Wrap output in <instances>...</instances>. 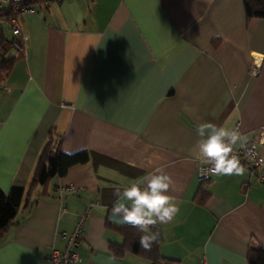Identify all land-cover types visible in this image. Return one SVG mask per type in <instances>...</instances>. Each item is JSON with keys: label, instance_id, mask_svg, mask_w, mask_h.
<instances>
[{"label": "crops", "instance_id": "0c3cea01", "mask_svg": "<svg viewBox=\"0 0 264 264\" xmlns=\"http://www.w3.org/2000/svg\"><path fill=\"white\" fill-rule=\"evenodd\" d=\"M19 15L22 48L0 82V190L28 191L49 132L61 151L87 153L23 199L0 240V264H47L60 233L84 217L78 264H152L116 254L109 220L114 190L164 168L179 212L159 224L167 264H247L264 248V184L211 177L195 201L203 162L197 126L264 129V20H245L241 0H36ZM8 24V23H7ZM9 26V25H8ZM5 38L12 42L11 28ZM239 146V145H237ZM264 155V148L262 150Z\"/></svg>", "mask_w": 264, "mask_h": 264}, {"label": "clouds", "instance_id": "9594fccd", "mask_svg": "<svg viewBox=\"0 0 264 264\" xmlns=\"http://www.w3.org/2000/svg\"><path fill=\"white\" fill-rule=\"evenodd\" d=\"M199 137L196 147L203 160L211 165L210 171L221 176H243L247 169L241 163L235 148H243L247 141L239 129L218 127L212 123L197 126ZM173 184L164 168H157L123 189L117 187L114 195L118 198L112 214L139 230L140 246L150 250L158 240L159 233L152 231L157 224L173 221L179 212L178 205L167 193Z\"/></svg>", "mask_w": 264, "mask_h": 264}, {"label": "trees", "instance_id": "16d2710c", "mask_svg": "<svg viewBox=\"0 0 264 264\" xmlns=\"http://www.w3.org/2000/svg\"><path fill=\"white\" fill-rule=\"evenodd\" d=\"M245 14L246 22L253 19L264 20V0H241ZM12 11L9 9L0 12V22L8 23ZM10 42L5 38L0 28V82L5 81L11 70L14 58H6L4 51ZM87 153L85 151H77L72 154H66L61 151L60 139L55 140L52 132H49L47 142L43 147L39 159L33 173L30 187L25 193L21 187H11L7 193L0 190V240L4 232L16 223L20 212V205L23 199L27 200L31 192L35 188H42L41 196L46 195L47 185L55 178H61L66 175L68 169L76 164H84L87 162ZM206 181H200L195 194V201L199 205H203L206 201L208 193L205 191ZM119 232L123 237L121 246L111 245V249L116 254H122L125 251L135 255H141L151 261L152 264H167L171 260L161 263V256L158 253V244L160 242L159 224L152 231L158 232V240L151 246L150 250H145L140 246V236L142 233L131 225L119 226ZM247 264H264V248L257 244L251 243L246 254Z\"/></svg>", "mask_w": 264, "mask_h": 264}, {"label": "built area", "instance_id": "2783aa9c", "mask_svg": "<svg viewBox=\"0 0 264 264\" xmlns=\"http://www.w3.org/2000/svg\"><path fill=\"white\" fill-rule=\"evenodd\" d=\"M36 0H0V12L10 8L12 15L8 21L11 28V34L14 36L10 45L17 51L22 48L21 37L18 17L24 13H31L33 10L30 4ZM51 0H46V2ZM59 1V0H54ZM264 148V129L255 132L252 140L247 141L246 145L241 148L236 146L235 152L238 155L241 163L247 169L245 172L249 177L254 178L257 182L264 184V155L262 150ZM211 165L204 160L198 165L197 177L199 181L209 180L216 174L211 173ZM84 217H80L74 230L67 234L60 233V237L65 241L64 248L60 250L52 249L46 256L47 264H78L79 257L77 253L78 242L82 236V224Z\"/></svg>", "mask_w": 264, "mask_h": 264}, {"label": "water", "instance_id": "95a60500", "mask_svg": "<svg viewBox=\"0 0 264 264\" xmlns=\"http://www.w3.org/2000/svg\"><path fill=\"white\" fill-rule=\"evenodd\" d=\"M109 220L111 222H114V223H117V224H123V225H129V224H126L121 217L119 216H114L112 213L109 215Z\"/></svg>", "mask_w": 264, "mask_h": 264}, {"label": "rangeland", "instance_id": "374dc122", "mask_svg": "<svg viewBox=\"0 0 264 264\" xmlns=\"http://www.w3.org/2000/svg\"><path fill=\"white\" fill-rule=\"evenodd\" d=\"M0 27H2L3 30L5 31V33H7L8 29H9V26L7 23L0 22Z\"/></svg>", "mask_w": 264, "mask_h": 264}]
</instances>
